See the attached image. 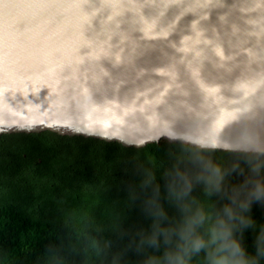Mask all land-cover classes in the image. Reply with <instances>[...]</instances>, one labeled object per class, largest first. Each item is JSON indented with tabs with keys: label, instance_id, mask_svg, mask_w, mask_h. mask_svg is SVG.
I'll return each instance as SVG.
<instances>
[{
	"label": "water",
	"instance_id": "obj_1",
	"mask_svg": "<svg viewBox=\"0 0 264 264\" xmlns=\"http://www.w3.org/2000/svg\"><path fill=\"white\" fill-rule=\"evenodd\" d=\"M0 20V135L264 155V0H22Z\"/></svg>",
	"mask_w": 264,
	"mask_h": 264
},
{
	"label": "trees",
	"instance_id": "obj_2",
	"mask_svg": "<svg viewBox=\"0 0 264 264\" xmlns=\"http://www.w3.org/2000/svg\"><path fill=\"white\" fill-rule=\"evenodd\" d=\"M221 177V193L209 195ZM189 184L209 207L234 200L240 213L252 202L256 228L244 245L255 255L262 154L166 141L124 147L50 131L0 135V264H142L137 248L154 219L177 215L170 189L182 194Z\"/></svg>",
	"mask_w": 264,
	"mask_h": 264
},
{
	"label": "clouds",
	"instance_id": "obj_3",
	"mask_svg": "<svg viewBox=\"0 0 264 264\" xmlns=\"http://www.w3.org/2000/svg\"><path fill=\"white\" fill-rule=\"evenodd\" d=\"M24 8L22 0H0V20L15 19ZM222 179L216 181L214 192L207 187L205 191L219 195ZM170 192L177 215L169 217L161 212L154 219L151 234L137 248L144 256L142 264H261L264 227L255 241V255H250L244 245V232L256 228L249 215L251 201L245 202L237 213L234 200L211 207L197 201L191 196V184L182 194L171 189Z\"/></svg>",
	"mask_w": 264,
	"mask_h": 264
}]
</instances>
